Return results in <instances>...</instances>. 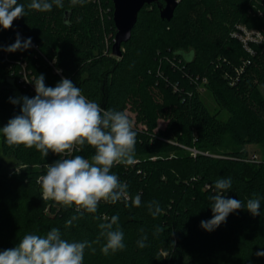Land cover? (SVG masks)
Wrapping results in <instances>:
<instances>
[{
    "label": "trees",
    "instance_id": "trees-1",
    "mask_svg": "<svg viewBox=\"0 0 264 264\" xmlns=\"http://www.w3.org/2000/svg\"><path fill=\"white\" fill-rule=\"evenodd\" d=\"M17 2L25 16L8 30L0 27V128L21 114L22 101L11 99L35 97L37 76L44 75L48 87L71 80L87 99L132 120L135 163L111 171L127 183L132 198L140 195L141 204L102 201L97 213H85L66 229V221L78 215L75 207L44 201L37 183L45 165L59 157L8 146L0 133V250L53 227L70 242L94 241L103 218L118 215L126 248L104 255L101 238L95 253L85 250L84 264H264V256L256 255L264 251V155L250 161L244 147L264 145V0H179L169 20L160 17L155 2L144 4L120 56L110 50L111 0L76 6L63 0L64 8L49 12L27 9L31 0ZM258 8L261 14L249 12ZM239 23L261 31V42H250L253 54L231 36ZM17 34L22 41L31 37L30 48L3 50ZM199 86L212 94L225 118L209 110ZM72 155L90 159L94 149L85 145ZM221 178L232 180L226 198L244 205L260 199V215L242 207L209 232L201 221L213 216L210 197ZM151 201L162 209L157 217L147 207Z\"/></svg>",
    "mask_w": 264,
    "mask_h": 264
},
{
    "label": "clouds",
    "instance_id": "clouds-1",
    "mask_svg": "<svg viewBox=\"0 0 264 264\" xmlns=\"http://www.w3.org/2000/svg\"><path fill=\"white\" fill-rule=\"evenodd\" d=\"M84 0H70L71 6L83 4ZM64 8L63 0H31L27 9L38 12H49ZM25 6L17 0H0V27L8 30L13 22L24 17ZM32 45L31 37L22 41L19 34L15 43L3 49L7 52L23 51ZM34 98L27 96L11 99V103L22 101L21 114L11 118L0 128L8 146L23 145L35 149L44 157L49 152L59 159L46 164V173L39 176L37 183L41 188V198L51 200L63 207H75L78 215L66 221L67 229L74 221L81 219L85 213L95 214L99 204H116L129 202L139 206L140 195L132 198L128 185L121 182L111 169L116 165L130 166L135 163V145L137 132L129 116L123 111L105 110L100 104L87 99L81 89L67 78L61 79L55 87L45 84L44 75L37 76ZM85 145L94 149L90 159L79 152ZM63 157V158H60ZM232 186L231 178L215 181V195L210 197L213 216L201 221V227L213 231L227 217L242 207L253 216L260 215L261 202L258 198L248 199L244 205L239 199L226 198L224 193ZM211 187V186H210ZM153 217H157L162 209L155 201L147 205ZM100 220L101 217L94 216ZM98 227L99 235L94 241H69L62 238L60 229L53 227L45 235L26 234L15 247L0 250V264H84L85 250L95 253L94 244L104 243L100 251L104 255L116 253L126 248L124 233L119 225V216L103 218ZM161 231L156 229V233ZM143 232V229H141ZM146 235L137 241L139 247L146 246ZM264 256V251L256 253Z\"/></svg>",
    "mask_w": 264,
    "mask_h": 264
},
{
    "label": "water",
    "instance_id": "water-1",
    "mask_svg": "<svg viewBox=\"0 0 264 264\" xmlns=\"http://www.w3.org/2000/svg\"><path fill=\"white\" fill-rule=\"evenodd\" d=\"M113 3L112 19L115 33L111 44V54L121 55V44L125 42L136 22L139 10L144 4L155 2L161 18L169 20L179 0H111Z\"/></svg>",
    "mask_w": 264,
    "mask_h": 264
},
{
    "label": "built area",
    "instance_id": "built-area-1",
    "mask_svg": "<svg viewBox=\"0 0 264 264\" xmlns=\"http://www.w3.org/2000/svg\"><path fill=\"white\" fill-rule=\"evenodd\" d=\"M250 13H256V14H261V8H258L257 10L254 11H249ZM231 36L238 38L244 48L249 52V53H254V50L250 46V42H256L259 43L262 40V35L261 31L257 28L254 27H247L243 23H239L236 25V28L231 32ZM34 46V45H33ZM249 63V60H245L240 66L236 68V73L237 75L240 74V72L243 70V65ZM205 81V79H204ZM200 87V86H199ZM198 87V88H199ZM250 161H260L261 158H257V154L252 153L249 154V157L247 158Z\"/></svg>",
    "mask_w": 264,
    "mask_h": 264
},
{
    "label": "rangeland",
    "instance_id": "rangeland-1",
    "mask_svg": "<svg viewBox=\"0 0 264 264\" xmlns=\"http://www.w3.org/2000/svg\"><path fill=\"white\" fill-rule=\"evenodd\" d=\"M260 91L262 92V94H264L263 86H260ZM199 95L210 111H217L218 116L221 118H225L227 116V113L223 109L218 110V105L215 102L212 94L208 90L203 88L202 86L199 87ZM164 125H165V121L162 119H159L158 126L163 127ZM244 147L247 149V152L249 154H252V153L257 154V158H262V156L264 155V145L261 143H249V144H246Z\"/></svg>",
    "mask_w": 264,
    "mask_h": 264
}]
</instances>
